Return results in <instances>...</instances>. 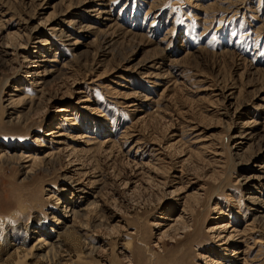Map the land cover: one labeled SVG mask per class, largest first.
Segmentation results:
<instances>
[{"label":"rangeland","instance_id":"rangeland-1","mask_svg":"<svg viewBox=\"0 0 264 264\" xmlns=\"http://www.w3.org/2000/svg\"><path fill=\"white\" fill-rule=\"evenodd\" d=\"M0 264H264V0H0Z\"/></svg>","mask_w":264,"mask_h":264},{"label":"bare ground","instance_id":"bare-ground-1","mask_svg":"<svg viewBox=\"0 0 264 264\" xmlns=\"http://www.w3.org/2000/svg\"><path fill=\"white\" fill-rule=\"evenodd\" d=\"M240 136H241V135H240ZM220 214H221V213H220ZM220 227H221V226H220ZM220 227H219V228H220ZM224 227H225V225H224ZM219 228H217V229H219ZM222 228H223V226H222ZM222 228H221V229H222ZM225 228H226V227H225ZM223 230H224V229H223ZM218 235H219V234H218ZM229 239H230V237H229Z\"/></svg>","mask_w":264,"mask_h":264}]
</instances>
